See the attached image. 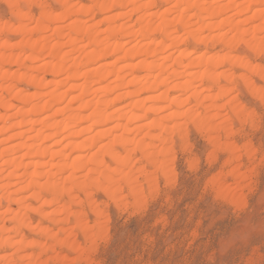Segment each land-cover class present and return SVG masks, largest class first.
Returning a JSON list of instances; mask_svg holds the SVG:
<instances>
[{"label": "bare ground", "instance_id": "6f19581e", "mask_svg": "<svg viewBox=\"0 0 264 264\" xmlns=\"http://www.w3.org/2000/svg\"><path fill=\"white\" fill-rule=\"evenodd\" d=\"M1 1L0 264H94L109 219L95 194L126 209L172 184L190 128L231 167L209 187L242 202L226 181L256 151L232 139L255 114L234 86L264 106V0Z\"/></svg>", "mask_w": 264, "mask_h": 264}, {"label": "rangeland", "instance_id": "374dc122", "mask_svg": "<svg viewBox=\"0 0 264 264\" xmlns=\"http://www.w3.org/2000/svg\"><path fill=\"white\" fill-rule=\"evenodd\" d=\"M77 2L90 6V0ZM162 8L159 4L156 10ZM102 17L97 14L94 20L100 21ZM134 17L130 22L137 28L139 23L137 16ZM10 18V9L0 0V21H12ZM216 48L214 52H222L220 46ZM253 63L264 66V58H253ZM235 70H238L236 75L241 73ZM255 83L264 88V83L256 80ZM234 87L240 101L249 111H254L256 122L253 126L236 122L234 126L237 134L232 141L238 147L251 144L256 151L255 160H247L244 152L239 154L243 157L240 156V163L243 162L240 170L248 176L246 181L238 187L233 184L235 181H226V185L236 188L242 202L236 204L230 197H226L229 200L217 197L209 187L213 176L231 167L222 169L226 155H219L221 160L217 163L207 160L213 149L190 128L191 152H182L178 142L174 147L173 183L166 186L161 179L155 196L146 190L144 199L147 200H143L142 207L131 205L118 209L104 196L95 194V200L106 210L109 219L103 223L106 232L103 235H106L94 243L96 248L91 255L94 264H260L264 260V106L242 86ZM189 160L196 163L192 165L195 167L190 166ZM31 218L34 223L39 220L36 215ZM86 221L93 225L94 218L87 215ZM24 235L37 238L28 232ZM77 236L84 243L82 235ZM38 251L30 249L29 252L37 254ZM13 252L11 249L0 251L1 254ZM66 254L69 259L76 258L75 254Z\"/></svg>", "mask_w": 264, "mask_h": 264}, {"label": "snow or ice", "instance_id": "6c2138e0", "mask_svg": "<svg viewBox=\"0 0 264 264\" xmlns=\"http://www.w3.org/2000/svg\"><path fill=\"white\" fill-rule=\"evenodd\" d=\"M242 235H243V233H242ZM260 264H264V260H262V261L260 262Z\"/></svg>", "mask_w": 264, "mask_h": 264}]
</instances>
